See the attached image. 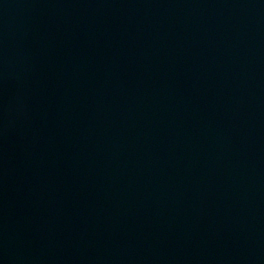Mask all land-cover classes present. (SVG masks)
<instances>
[{
  "label": "water",
  "instance_id": "obj_1",
  "mask_svg": "<svg viewBox=\"0 0 264 264\" xmlns=\"http://www.w3.org/2000/svg\"><path fill=\"white\" fill-rule=\"evenodd\" d=\"M0 264H264V0H0Z\"/></svg>",
  "mask_w": 264,
  "mask_h": 264
}]
</instances>
